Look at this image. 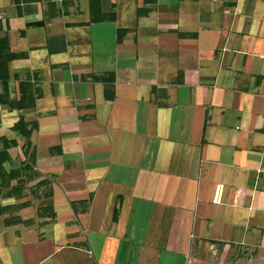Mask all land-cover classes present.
<instances>
[{
	"label": "crops",
	"instance_id": "obj_1",
	"mask_svg": "<svg viewBox=\"0 0 264 264\" xmlns=\"http://www.w3.org/2000/svg\"><path fill=\"white\" fill-rule=\"evenodd\" d=\"M52 1L0 0V39L28 55L10 99L32 73L44 93L0 103V264H260L234 249L264 256V0H100V23L90 0ZM109 73L113 101L82 80Z\"/></svg>",
	"mask_w": 264,
	"mask_h": 264
},
{
	"label": "trees",
	"instance_id": "obj_2",
	"mask_svg": "<svg viewBox=\"0 0 264 264\" xmlns=\"http://www.w3.org/2000/svg\"><path fill=\"white\" fill-rule=\"evenodd\" d=\"M69 3L73 4V0H63V5L68 6ZM51 16H56L52 0H49ZM142 13V10L139 12ZM116 20L115 15H105L101 11L100 0H90V23H100ZM41 26L42 23L36 24ZM0 30H4L3 27H0ZM9 30V27L6 28ZM128 31L118 30V38L121 40V37L124 36ZM193 36V35H192ZM191 35L180 34L181 38L192 37ZM47 48L50 53H64L67 50V43L64 37L52 38L48 40ZM27 53H13L9 47L8 37L5 36L0 39V86L2 91L0 92V103L4 106H7L12 110H27L34 108L36 102L43 97V90L41 87V79L39 73L28 74L26 78L22 81H19V98L15 101L10 99L9 94V81L10 75L8 71L9 63L16 60H24L27 58ZM83 81H91L96 83H102L105 87V99L107 101H113L115 99V75L114 73H109L103 76H94L90 75L82 78ZM182 77L178 76L173 82L174 85L182 84ZM156 92L166 93V91L158 90L156 88L152 89V93ZM38 125L36 123H26L25 119L21 117L19 121L13 126L12 130L18 132L21 136L26 138L28 141L25 145V155L27 158L35 159V152L31 151V143L29 139L32 135V132L36 130ZM14 143L7 140L4 141V149L0 151V179L2 180V189L8 187L12 180V175L16 171H11L7 173L4 164L10 160L9 149ZM16 144V143H15ZM14 146V145H13Z\"/></svg>",
	"mask_w": 264,
	"mask_h": 264
},
{
	"label": "rangeland",
	"instance_id": "obj_3",
	"mask_svg": "<svg viewBox=\"0 0 264 264\" xmlns=\"http://www.w3.org/2000/svg\"><path fill=\"white\" fill-rule=\"evenodd\" d=\"M234 251H235V255H238L239 258L251 259V257H254L255 259H257V261H260V264H264V256L258 251L249 252V251H244L243 249H234ZM232 259L233 258H230L229 261H231Z\"/></svg>",
	"mask_w": 264,
	"mask_h": 264
},
{
	"label": "built area",
	"instance_id": "obj_4",
	"mask_svg": "<svg viewBox=\"0 0 264 264\" xmlns=\"http://www.w3.org/2000/svg\"><path fill=\"white\" fill-rule=\"evenodd\" d=\"M223 191H224V189L221 185L216 187L215 196H214V200H213L214 204H216V205L221 204Z\"/></svg>",
	"mask_w": 264,
	"mask_h": 264
}]
</instances>
